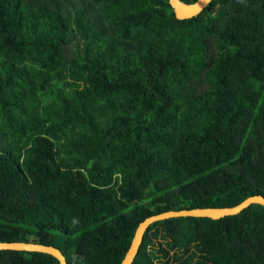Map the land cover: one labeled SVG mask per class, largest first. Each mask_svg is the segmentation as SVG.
Masks as SVG:
<instances>
[{
    "label": "trees",
    "instance_id": "trees-1",
    "mask_svg": "<svg viewBox=\"0 0 264 264\" xmlns=\"http://www.w3.org/2000/svg\"><path fill=\"white\" fill-rule=\"evenodd\" d=\"M256 195L264 0L186 19L168 0H0V241L121 264L149 216ZM143 236L131 264H264V207ZM0 264L59 263L9 249Z\"/></svg>",
    "mask_w": 264,
    "mask_h": 264
},
{
    "label": "water",
    "instance_id": "water-1",
    "mask_svg": "<svg viewBox=\"0 0 264 264\" xmlns=\"http://www.w3.org/2000/svg\"><path fill=\"white\" fill-rule=\"evenodd\" d=\"M211 0H195L192 3H183L180 0H168L175 17L178 19H186L197 15ZM257 204L264 207V197L261 195L248 196L241 202L233 206L227 207H196L181 210H168L158 214H154L139 223L135 235L132 239L130 249L128 250L123 262L121 264H131L139 252V248L144 239V232L147 227L162 219L177 217V216H195V217H208L220 218L227 215H234L239 213L249 205ZM25 250L36 251L39 253L49 254L58 261L59 264H66L65 257L61 251L53 246L41 244L32 240H22L6 242L0 241V251L6 250Z\"/></svg>",
    "mask_w": 264,
    "mask_h": 264
},
{
    "label": "rangeland",
    "instance_id": "rangeland-1",
    "mask_svg": "<svg viewBox=\"0 0 264 264\" xmlns=\"http://www.w3.org/2000/svg\"><path fill=\"white\" fill-rule=\"evenodd\" d=\"M159 241V240H158ZM162 242V244H163V247H165V243L163 242V241H161ZM197 259H199V257L197 258Z\"/></svg>",
    "mask_w": 264,
    "mask_h": 264
}]
</instances>
